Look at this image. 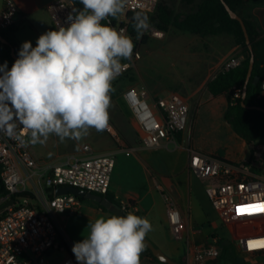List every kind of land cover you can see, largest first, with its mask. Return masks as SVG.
I'll return each instance as SVG.
<instances>
[{
	"label": "built area",
	"instance_id": "obj_1",
	"mask_svg": "<svg viewBox=\"0 0 264 264\" xmlns=\"http://www.w3.org/2000/svg\"><path fill=\"white\" fill-rule=\"evenodd\" d=\"M157 4L158 0H125V10L117 16L124 25L113 28L130 36L128 14L135 11L153 14ZM77 10L80 9L73 0H58L50 4L55 28L66 26L69 13L75 14ZM18 14L16 2L5 0L0 30L14 26ZM147 31L154 39L164 40L166 37L165 32L151 25ZM132 40L133 56L122 61L126 67L113 81L128 73L142 58L138 43ZM242 61L239 57L232 58L222 71L234 69ZM241 96L242 89L235 87L234 100ZM260 97H264V82ZM123 98L138 124L142 149L154 150L174 143L188 126L190 107L178 94L171 93L150 104L146 92L130 87L123 93ZM106 131L118 144L122 142L112 124H108ZM31 143L30 132L22 127L17 128L15 136L0 132V177L5 188V193L0 194V264H78L72 252L75 242L61 231L57 215L76 213L82 201L74 194L58 195L57 190L75 187L103 197L110 194L116 159L113 155H95L89 146H85V155L69 158L63 164L46 169L32 157ZM250 148L249 159L238 163L190 150L191 174L208 182L206 194L213 208L228 224L264 218V141L254 142ZM166 199L172 237L183 242L184 218L175 202L169 196ZM12 200L11 205L2 209ZM120 208L126 215L131 212L142 217L134 203L122 201ZM237 245L244 253L263 252L264 234L241 238ZM146 249L145 245L143 251ZM219 254L215 240L212 244L198 247L193 254V262L210 264ZM57 255L60 257L55 259Z\"/></svg>",
	"mask_w": 264,
	"mask_h": 264
},
{
	"label": "clouds",
	"instance_id": "obj_2",
	"mask_svg": "<svg viewBox=\"0 0 264 264\" xmlns=\"http://www.w3.org/2000/svg\"><path fill=\"white\" fill-rule=\"evenodd\" d=\"M82 10L69 13L66 26L41 34L33 47L25 41L11 68L0 65V132L29 131L33 143L49 134L79 138L89 129L108 126L112 81L133 56L134 43L123 30L101 23L125 10V0H80ZM137 39L150 28L148 17L134 16ZM43 138V139H42ZM88 235L75 242L78 264H140L147 218L99 217Z\"/></svg>",
	"mask_w": 264,
	"mask_h": 264
},
{
	"label": "crops",
	"instance_id": "obj_3",
	"mask_svg": "<svg viewBox=\"0 0 264 264\" xmlns=\"http://www.w3.org/2000/svg\"><path fill=\"white\" fill-rule=\"evenodd\" d=\"M14 1L19 8V14L13 39L20 47L25 41H31L35 47L37 38L41 34L55 28L49 6L58 0ZM4 2L5 0H0V16L4 11ZM238 11L242 15H252L264 35V0H252L240 7ZM187 36L196 37L184 34V37ZM220 37L222 36L218 39H221ZM219 51L217 59L214 62L208 60L206 66L198 72L199 75L194 81L192 80L195 83L194 88L205 87L207 89L208 84L222 71L227 61L235 57L244 60L246 57L243 48L236 44L230 49H219ZM174 56L179 57L180 51L174 50ZM212 65L221 68L217 75H212L209 71ZM169 94L171 93L165 96ZM149 99L150 96L148 101ZM185 100L189 104V101ZM210 100V104L215 106L213 111H219L222 117V122L208 132L215 137L214 143L207 144L205 141L195 139V135L191 133L192 128L188 125L186 130L177 136L176 142L154 150L142 149L139 127L133 115L130 119L119 114L118 127L125 138L120 144L115 143L109 135L103 134L100 137L99 131L96 130L94 132L97 137L95 146L85 144L74 151L64 152L58 149L57 152L51 153L45 139L43 143L32 142L30 152L37 163L46 169L63 164L69 158L85 155V146H89L91 153L95 155H113L116 159V166L112 176L110 194L119 204L127 201L138 206L142 217L147 218L152 225L151 231L146 235L159 246L166 256L177 264H194L195 250L214 243L216 239H209V234L201 235L199 224L195 222L194 214L200 206L196 202L193 188L194 176L189 167L190 150L194 149L209 156H217L230 163L249 159L251 155L250 145L240 138L223 118L228 106L227 98L220 96ZM154 101L155 99L150 104ZM205 182L207 186L208 182ZM166 196L175 202L184 218L185 240L183 242H177L172 237ZM110 216L112 213L104 211L99 203L86 199L76 213L58 214L57 221L61 231L72 242H79L88 235L87 226L90 222L99 217ZM144 252L140 254V264H159Z\"/></svg>",
	"mask_w": 264,
	"mask_h": 264
},
{
	"label": "rangeland",
	"instance_id": "obj_4",
	"mask_svg": "<svg viewBox=\"0 0 264 264\" xmlns=\"http://www.w3.org/2000/svg\"><path fill=\"white\" fill-rule=\"evenodd\" d=\"M160 1H165L176 14L191 13L197 10L200 3L199 0H194L193 5L185 0H158V3ZM144 34L148 39L144 42H138L142 58L127 73L135 82L122 89H119L118 86L113 87L115 81L112 82L108 124H112L116 128L120 139L124 141L123 132L118 127V115L132 118L131 110L123 98V93L130 87H134L140 92H146L150 96L149 103L153 99L164 97L165 94L175 93L189 101L188 125L191 126V133L195 135V139L205 141L207 144L214 143L215 137L208 132L216 127L219 122H222L221 114L219 111H213L215 106L210 104L212 97L207 89L205 87L194 88L195 83L192 80L194 81L199 75L198 72L206 66L208 60L214 62L217 59L219 49H230L234 44L237 45L236 40L229 36H222L221 39H218L219 36L184 37V34L172 29L165 32L164 40L150 37L148 31H145ZM174 50L180 51L179 57L174 56ZM197 68L198 70H196ZM220 69V67L212 65V69L209 71L212 75H217ZM95 131L93 128L79 138L69 136L63 139L53 133L49 134L46 141L51 153L57 152L58 149L64 152L74 151L85 144L95 146L97 143ZM103 134L109 135L117 143L114 137L106 131V128L99 131L100 137ZM161 153L165 154V152ZM205 187L206 182L204 180L193 178L196 202L200 206V209L194 214L195 222L199 224L198 228L201 230V235L209 234V239L215 238L217 246L222 239L229 240L233 244L232 257L223 264H264V255L253 256L250 253H244L237 245L241 238L264 234V218L228 224L223 215L213 208L205 192ZM59 257L57 255L55 259ZM217 262L216 259L210 264H219Z\"/></svg>",
	"mask_w": 264,
	"mask_h": 264
},
{
	"label": "trees",
	"instance_id": "obj_5",
	"mask_svg": "<svg viewBox=\"0 0 264 264\" xmlns=\"http://www.w3.org/2000/svg\"><path fill=\"white\" fill-rule=\"evenodd\" d=\"M73 1L80 10L83 9V5L80 3V0ZM185 1L191 5L194 4V0ZM199 1L200 3L198 4L197 10L186 14H176L165 1H160L157 4L156 11L153 14L144 11L130 12L128 14V18L130 19L129 35L136 43L141 41L144 42L148 39L144 33L140 39H137V33L134 29L135 21L133 18L137 12H140L148 17L149 23L152 27L163 32H168L172 29L181 34L195 35L201 38H207L210 36H229L234 38L237 45L243 48V52L246 54L245 59L242 61L240 66L234 69L221 71L216 78L208 84L207 91L212 98H218L220 96H225L227 98L228 106L224 111L223 118L240 138L245 140L249 145L254 142L264 141V111L251 108L260 107L264 109V97H260L262 84L264 82V35L262 30H260L257 26L256 20L252 15H242L238 11L240 7L252 0ZM225 3L232 9V11L243 19L252 43L253 52L247 46L246 37L241 23L230 16L225 7ZM101 23L108 24L110 27L124 25V23H120L118 21L117 17H108ZM16 30V25L7 30H0V34L7 41V43H3L0 40V65L7 62L9 69L16 60L12 56V49L14 48L18 55L21 48L13 39V35ZM252 53L255 55V64L250 82L248 83L247 94L244 98L243 90L246 84ZM256 78L259 79L257 85L254 84ZM134 82L135 80L126 73L122 77L115 80L113 87L118 86L119 89H122ZM235 87L242 89V96L237 100H234L233 98V89ZM4 193L5 188L0 177V194ZM104 197L113 204L120 206L111 194ZM78 198L82 202L86 200L84 197L78 196ZM99 206L104 211L109 212L100 204ZM225 241L226 239L219 241V247L221 249L217 258V263L219 264H223L232 257L231 250L233 244L230 246H224L223 243ZM144 253L153 258L157 263L165 264L154 257L150 249L147 248ZM251 254L253 256L264 255V251L254 252Z\"/></svg>",
	"mask_w": 264,
	"mask_h": 264
},
{
	"label": "water",
	"instance_id": "obj_6",
	"mask_svg": "<svg viewBox=\"0 0 264 264\" xmlns=\"http://www.w3.org/2000/svg\"><path fill=\"white\" fill-rule=\"evenodd\" d=\"M225 7H226L227 11L229 12L230 16L233 19L238 20L241 23L245 37H246L247 46L253 52L252 43H251V40H250V37L248 34V30H247V27H246L243 19L240 16H238L234 11H232V9L226 3H225ZM0 40L3 43H7L6 39L1 34H0ZM12 56L14 59L18 58V55H17L16 50L14 48L12 49ZM254 64H255V55L252 53L250 66H249V70H248V75H247V79H246V84H245V87L243 90L244 98L246 97V94H247V87H248V83L250 82V79H251V76L253 73ZM258 81H259V79L256 78L254 81V84L257 85ZM248 108H250V107H248ZM251 108L260 109V110L264 111V109L260 108V107H251ZM57 194L58 195L74 194L76 196L84 197L87 200H91V201L99 203L101 206L106 208L110 213H112L114 215H119V216H125L126 215L121 210L119 205L113 204L107 198H105L101 195L90 193V192H87V191L82 190V189H78L75 187H61L57 190ZM13 202H14V200L10 201L8 204L3 206L2 209L11 205ZM144 244L147 246L148 249H150L152 251L154 257H156L160 262L165 263V264H177L176 262L171 260L168 256H166L164 254V252L159 248V246L154 241H152L147 235L145 236ZM223 245L224 246H230L231 242L229 240H226L223 243Z\"/></svg>",
	"mask_w": 264,
	"mask_h": 264
}]
</instances>
